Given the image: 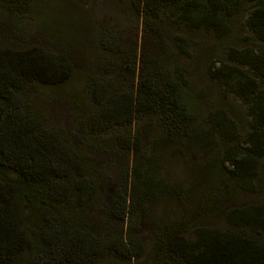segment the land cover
I'll use <instances>...</instances> for the list:
<instances>
[{
  "label": "trees",
  "instance_id": "1",
  "mask_svg": "<svg viewBox=\"0 0 264 264\" xmlns=\"http://www.w3.org/2000/svg\"><path fill=\"white\" fill-rule=\"evenodd\" d=\"M43 2L0 0V264H95L109 255L129 263L141 258L137 242L120 230L136 204L148 202L150 188L160 186L149 175L152 150L143 149L140 159L142 133L130 131L149 115L157 118L162 132L181 127L185 141H199L206 126L221 133V153L209 150L204 141L199 145L210 175L221 172V229L164 226L153 255L160 260L156 264H264V201L223 208L230 188L256 193L264 161V0H129L144 24L146 18L176 15L190 31L202 29L222 39L239 23L238 32L251 35L243 38L245 49L229 48L217 67L206 71L210 81L245 107L248 121L241 136L223 110L221 117L206 115L199 127L192 105L182 96L186 71L166 70L163 60L146 49L135 61L134 51L131 57L125 54L109 32L95 38L98 54L88 68L93 74L82 78L78 69L87 57L84 44L76 45L73 36L80 32L84 37L78 31L83 16L67 9L64 1L58 24L48 25L41 15ZM24 22L34 24L37 37L55 49L13 44L15 28ZM181 53L186 55L183 46ZM135 72L130 88L114 79L132 80ZM73 78L85 82L92 107L78 112L69 131L51 128L43 108L30 104L29 95L37 89L50 91L46 102L58 97L79 111L81 100L62 90ZM110 142L132 153V191L127 195L124 190L126 167L120 164L118 190L102 202L108 181L91 160L111 157ZM152 144L157 146V139ZM199 213L196 217H202ZM185 229L191 231L189 240Z\"/></svg>",
  "mask_w": 264,
  "mask_h": 264
},
{
  "label": "rangeland",
  "instance_id": "2",
  "mask_svg": "<svg viewBox=\"0 0 264 264\" xmlns=\"http://www.w3.org/2000/svg\"><path fill=\"white\" fill-rule=\"evenodd\" d=\"M68 6L83 16L82 28L73 36L76 45H83V52L87 57V63L79 68L82 78L84 74L93 72L88 70L90 63L97 57L98 50L95 38L98 35L109 34L124 46L125 54L134 51L135 61H137L140 50L146 49L154 59H162L165 69L172 68L186 71L183 79L182 96L186 103L192 105V113L196 117L197 125L203 123L206 115L216 114L221 117V110L228 112L233 117L237 127L238 136L243 135L241 127H245L248 121L245 107L233 98L231 93L223 90L220 84L210 81L206 76L209 68L217 67V62L224 58L229 48L245 49L246 42L243 38L251 35L244 30L239 31V23H236L225 38L215 36L202 29L190 31L181 23L176 15L170 18L160 16L159 21L146 18L145 24L142 16L136 15L130 9L129 0H64ZM63 0H44L41 5V15L46 18V24H58L59 6L64 5ZM60 21L61 17H60ZM4 25V23H3ZM2 25V26H3ZM152 28V32L149 28ZM16 40L13 44H21L28 47H40L48 50L55 49L56 45L49 44L43 38L37 37L36 27L32 23L24 22L18 24ZM85 42V43H84ZM143 44V48H141ZM184 44V45H183ZM81 45H79L81 47ZM185 48L186 55L181 53V47ZM117 66L118 61H113ZM137 65V63H136ZM109 78H113L109 75ZM138 75H133L132 80L125 82L118 77L115 78L117 84L122 87L135 86ZM130 88V87H129ZM128 89V88H127ZM58 92V90L51 89ZM62 90L83 103L80 110L73 109L65 101H59L58 97L46 102L50 91L41 93L37 89L29 95L30 104L34 103L43 108L45 119L50 127L69 131L74 120L79 113L82 114L86 108H90L91 103L85 97V82L81 78H73ZM86 107V108H84ZM135 122V121H134ZM157 118L152 115L147 116L144 121H140L135 127L131 125L130 131L142 133L141 153L143 149H151L149 175L152 180L159 181L160 186H152L149 191V200L146 204H136L130 219L123 225L121 235H129L137 242L142 250L141 258L129 263L112 258L110 255L99 260L95 264H156L159 259L154 258L159 229L166 227L185 228L186 226L198 225L202 227L221 229L223 224V213H221V172L212 175L204 165L202 152L199 145L204 141L208 144L209 150L221 153V133L209 126L198 128L203 131L199 141L182 139L181 127L168 129L167 132L160 131ZM202 126H204L202 124ZM142 128V129H141ZM196 130V129H195ZM166 134L168 137H165ZM106 137V136H105ZM104 137V138H105ZM103 139V138H102ZM157 139V146L152 141ZM111 157L94 156L91 164L97 167L106 178V196L101 200L107 202L108 196L118 190L120 179L118 173H122L124 164L126 167V187L125 191L129 195V171L133 163L131 151L128 154L117 149L114 143H107ZM153 153V154H152ZM146 153L144 155V158ZM149 157V156H148ZM139 159V161H141ZM149 161L147 163H149ZM144 162L143 166H146ZM168 185V186H165ZM212 186L216 190L211 189ZM257 191L254 194L243 192L238 188H230L227 194V202L223 208L229 210L233 207H246L257 205L264 201V161L261 163L259 179L257 181ZM100 201V202H101ZM202 217H196V214ZM185 239H191V231L184 230ZM119 230L117 231V233Z\"/></svg>",
  "mask_w": 264,
  "mask_h": 264
}]
</instances>
